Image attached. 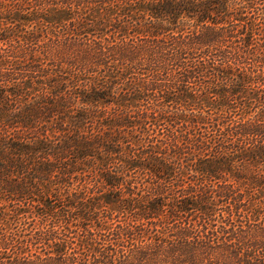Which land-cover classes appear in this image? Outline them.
Instances as JSON below:
<instances>
[{
    "label": "trees",
    "instance_id": "obj_1",
    "mask_svg": "<svg viewBox=\"0 0 264 264\" xmlns=\"http://www.w3.org/2000/svg\"><path fill=\"white\" fill-rule=\"evenodd\" d=\"M263 8L264 0H0V264L65 259L70 237L57 222L72 217L71 209H78L87 198L86 188L80 187L82 165L95 153L99 160L112 153L97 150L107 140L102 142L101 136L90 132L92 128L86 129L84 124L99 115L85 106L112 102L110 85L122 72L123 104L116 105L138 106L136 102L152 97L159 103L173 99L185 105V114L176 119L184 120L189 140L196 147L205 146L206 152L190 164L194 183L176 188L180 195L174 197V206L164 204L167 196L149 180H145L149 186L139 189L127 182L121 196L112 193L113 201L123 202V209L135 218L130 221L168 217L170 209L165 207L171 206L174 215L201 213L207 227L216 202L228 203L248 192L239 213L245 222L241 227L252 231L264 217V11L258 10ZM118 13L123 14V29L117 24L123 31L120 45L103 37ZM189 54L193 59H185ZM174 68L180 78L164 86L168 92L159 97L154 90L163 69L168 74ZM55 114V125L65 129L60 137L43 122L46 115ZM129 117L124 120L130 135L135 129L139 134L148 132L154 120L145 110L138 111L134 120ZM104 119L102 125L111 129L121 125L114 115ZM76 122L84 131L66 132ZM112 135L107 138L117 141ZM211 139L215 142L209 153ZM158 154L131 153L125 175L135 168L143 176L162 179L167 173L156 160ZM96 170L94 180L99 175L109 184L116 177ZM251 183L259 187L254 190ZM30 220L32 233L27 230ZM165 229L160 228L161 233ZM148 230L124 231L123 264H132V248L140 250L139 264H148L144 259L149 253L141 250L142 232ZM95 236L88 228L86 238ZM168 237L157 235L154 246L171 243ZM181 241L195 251L180 250L170 264H213L225 253L241 258L242 247L233 241L216 244V255L215 250L198 253L197 247L206 243L192 241L189 235ZM38 244L43 253L33 250ZM246 257L245 264H264L255 250Z\"/></svg>",
    "mask_w": 264,
    "mask_h": 264
},
{
    "label": "rangeland",
    "instance_id": "obj_2",
    "mask_svg": "<svg viewBox=\"0 0 264 264\" xmlns=\"http://www.w3.org/2000/svg\"><path fill=\"white\" fill-rule=\"evenodd\" d=\"M256 6L260 5L257 4ZM258 10L259 12L264 11V8ZM113 19L114 24L109 27L103 37H106L108 40H114L115 44L120 45L123 44V31L119 29L117 24L119 23L123 29V14L118 13ZM188 22L189 23L187 24L189 25L193 24L191 21ZM190 28H193V25ZM207 33H212V30H207ZM187 58L193 59V55L189 54L185 57V59ZM166 69H163L161 83H157V89L154 90L159 97L161 94L166 95L168 92V87L164 88V86H169L173 82L177 83V80L180 78L178 69L174 68L170 70V68L168 69V74ZM99 72L100 74L105 73L101 71V69H98V73ZM109 91L114 93L113 97H108L112 102L108 101L105 105H100V103L96 102L95 105L88 104L85 106L89 109L96 110L99 118L93 120L92 123L88 122L84 125H87L86 129H88V131L92 128L90 132H92L96 138L101 136L100 140H102V142L107 140L104 143V147L98 146L97 150L101 151L103 154H106L108 150H111V156L109 155L110 157H107L105 160H99L100 158L95 153L94 158L91 155L90 157L92 158L89 157V161H87L85 165H82L83 169L80 171L83 173V176L87 177V182L84 183L82 181V176L80 187L86 188L87 198L91 197V199L89 198L87 200V198H82L84 206L80 204L78 209L72 208L71 211L74 213L72 217H64V219L57 222L64 226L61 231L65 232V236L70 237L71 244L69 245L68 243L69 246L64 249V252H66L65 259L60 261L57 258H53L51 264H123L124 231L128 229L130 234H136L139 233L143 227L149 229L148 231L142 232L143 237L141 239L143 243L141 250L143 253H149L144 259L148 264H151L152 260L157 264H170L174 258L178 257L180 250L181 254L195 251V247L192 245L182 243V237L187 235L190 236L192 241L196 239L201 240V243H206L205 245L197 247V250H199L198 253H200V251L212 252L215 250L214 254L216 255V250L218 251V249H215L216 244L222 242L233 241L236 246L242 247V249H239L241 251V258H233L230 254L225 253V255L219 256L218 258L216 257L213 264L217 262V264H221L222 262L230 264H245L247 258L246 255L252 253L254 250L256 253H260L262 262L264 259V217H260L258 221L260 224L257 223V226L253 227V229L251 228L252 231H246L248 228L244 230L241 227L242 225L245 227V222L242 221L243 216L239 213V211L244 209L240 202H243L246 199L248 192H242V197L237 195L238 199L241 198L239 201H235L236 198L234 201L229 199L228 203L225 202L224 204L216 202V212L215 214L210 215L211 219L210 221H207V227L202 225L206 220L200 216L201 213L194 211V214L193 212L188 214V212L183 213L176 211V215H174L175 212L172 211L171 206L165 207L170 209V211H168L170 214H167L168 217L160 215L149 218L148 220L141 219L130 221V219L135 218L123 209V202L118 199L113 201V192H117L119 196H121L124 188L127 189L129 186L127 182L130 181H132L131 186L136 187L137 189L141 188L143 185L146 186V184L149 186L153 181L155 185L158 183L159 192H162L161 195L167 196L166 203H164V200L163 203L165 205L174 206L176 202H174V197L180 195L175 191L176 188H179L181 184L186 188L188 185H191V183H194L192 179L194 175V166L190 167V164H193L195 160H198V158L206 152V149L203 145H200V147L193 145L189 140V128L186 127L184 120L181 119L179 121L176 119L180 113L185 114V105L177 104L173 99L163 100L166 102L159 103V101H156V99H158L156 97L150 99L143 98L139 102H136L139 104L138 106L123 107V105H116L115 102H122L123 104V72L121 76H116L115 83L110 85ZM140 110H145L147 114L150 113L153 115V124L150 126L151 129L146 133L141 132L139 134L135 129L132 131L134 134L130 135L128 134V131L130 130L125 128L124 118L127 119L128 116H130L129 118L134 120L137 112ZM113 115L114 117L119 118L115 120L121 125L118 127H112V129L109 128L111 125H102L106 122L104 121V118H108V116L110 118V116ZM57 118L56 114L54 116H49V118H47L46 115L43 122L47 125H52L54 127V134L56 137H60L64 134L65 129L62 132V130L57 128L55 125L56 120H58ZM73 121L74 120H71V122ZM108 124H111V121H109ZM69 127L70 131L66 130V132L73 133L72 130L84 131L82 123L79 122H76L75 124L70 123ZM184 127H186V129H184ZM123 128L125 131H123ZM104 132H107V135L115 134L112 136H115L117 141H110L107 138V135H103L105 134ZM129 142L130 146L128 145ZM210 142L211 147L208 148L207 151L212 153L211 148H214L213 145L215 139H211ZM106 144L110 149L107 148ZM130 148L131 151H129ZM142 151H147L148 155H152L154 151L159 153L156 160L159 161V165L162 164L163 170L167 173L165 177L157 180L156 177L143 176L140 174L139 170L134 167L133 171L130 173L128 172V175H125V168L129 167V165H127L129 162L127 159L131 153H141ZM101 157L104 158L103 155H101ZM171 168L173 169L169 175L168 172ZM95 169L105 170L111 175H116V177L111 178V183L109 184L99 175H97V178L94 180L92 173L95 172ZM176 172L177 174L174 177H171ZM145 180H149L150 184L145 182ZM240 182H242V180L237 181L235 186H238ZM197 184H199V182ZM76 185L77 183H75L74 187ZM250 185L254 186V190L256 187H259L256 183H251ZM261 203L264 205L263 202ZM50 221L51 220L49 219L46 220L47 223L51 224L52 221ZM142 222L143 224H141ZM32 223L33 221L30 220L27 224V230L31 233L33 226L30 224ZM159 226L160 228H166L163 233H161ZM88 228H90L94 232V235H96L93 237V240H91V237H89V239L88 237L86 238ZM212 230H216L214 234L210 232ZM155 233V237L159 234H163L167 237L169 236L168 238L171 239L172 242L157 249L154 246L157 242L156 238H153ZM203 237H206V240H203ZM39 245L40 247L42 246V244L36 246L39 247ZM40 247L38 249L33 248V250L38 253H43ZM145 248L150 249L145 250ZM130 250H133L134 253L132 264H139L137 258L140 257V254L137 252L140 250L138 251V249L133 248ZM51 254L54 255L52 251ZM161 258L166 261H161ZM188 264L191 263L189 262Z\"/></svg>",
    "mask_w": 264,
    "mask_h": 264
}]
</instances>
